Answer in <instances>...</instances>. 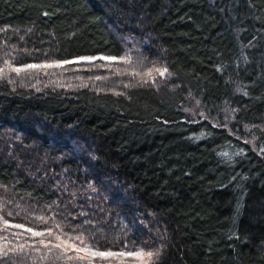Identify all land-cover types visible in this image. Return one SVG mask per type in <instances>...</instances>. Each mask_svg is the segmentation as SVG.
I'll list each match as a JSON object with an SVG mask.
<instances>
[{
    "label": "trees",
    "instance_id": "1",
    "mask_svg": "<svg viewBox=\"0 0 264 264\" xmlns=\"http://www.w3.org/2000/svg\"><path fill=\"white\" fill-rule=\"evenodd\" d=\"M95 56L0 79V214L151 264H264V0H0V66ZM37 248L0 264H81Z\"/></svg>",
    "mask_w": 264,
    "mask_h": 264
},
{
    "label": "snow or ice",
    "instance_id": "2",
    "mask_svg": "<svg viewBox=\"0 0 264 264\" xmlns=\"http://www.w3.org/2000/svg\"><path fill=\"white\" fill-rule=\"evenodd\" d=\"M11 56V53H9ZM82 60L91 62L94 59H107L115 60L114 57H84ZM15 58L9 60H3V66H0V79L7 78L9 72H14L17 76L21 73H27L31 70H40L52 67H61L63 64L76 63L79 61H63V62H53L45 64H26L21 67L14 65ZM123 62L127 63V60ZM159 71V74L163 76L167 69ZM151 75V73H148ZM9 82H13L9 80ZM4 211V204L0 202V213ZM8 216H12L11 212H8ZM42 221L47 223L43 217H40ZM56 228H60V225H56ZM9 229H19L21 232H8ZM0 232H8V235L14 237H21L22 232L27 233L28 236L24 237L25 241L27 239H36L40 247L45 249V253L41 256V259H46L53 249L59 250L60 255L56 257L57 260H78L81 264H98V262H108L115 261V264H126V260L131 258L138 262V264H151L152 258L155 255L153 252H145L142 249L132 250V251H112V250H101L95 247L94 244L85 240L82 235H69L64 232L54 233L50 228L46 231H37L32 227H26L22 223H11L9 220L5 219L4 215L0 214ZM8 235L0 236V257H6L11 253L12 255L23 254L28 250L39 251L37 248V243H13L8 239ZM55 242L46 239V237H53ZM39 238V239H37ZM69 252H75V256L68 255Z\"/></svg>",
    "mask_w": 264,
    "mask_h": 264
},
{
    "label": "rangeland",
    "instance_id": "3",
    "mask_svg": "<svg viewBox=\"0 0 264 264\" xmlns=\"http://www.w3.org/2000/svg\"><path fill=\"white\" fill-rule=\"evenodd\" d=\"M95 57H105V56H95ZM95 60V59H94ZM99 60H102V61H111V60H107V59H99ZM72 61H84V62H88L86 60H82L81 58L79 59H74ZM92 62V61H91ZM197 110H198V104L197 103H193L190 105L189 109L187 110L188 113L193 116V115H196L197 114ZM43 250V249H41ZM43 251H46V250H43ZM54 251V250H53ZM59 251V250H58ZM68 255H71V256H75L76 253L75 252H69ZM110 262H115V261H110ZM109 263V262H108ZM113 264V263H112ZM126 264H138L137 261L135 260H132L131 258H128L126 260Z\"/></svg>",
    "mask_w": 264,
    "mask_h": 264
}]
</instances>
